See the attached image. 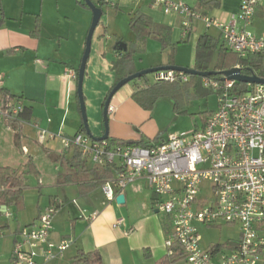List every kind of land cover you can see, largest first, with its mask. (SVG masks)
Returning a JSON list of instances; mask_svg holds the SVG:
<instances>
[{
	"label": "crops",
	"instance_id": "0c3cea01",
	"mask_svg": "<svg viewBox=\"0 0 264 264\" xmlns=\"http://www.w3.org/2000/svg\"><path fill=\"white\" fill-rule=\"evenodd\" d=\"M112 1L115 6L107 3L113 9L110 15H105L102 6L104 13L93 34L83 83L89 127L95 137L104 134L105 100L118 82L113 61L138 39L130 26L136 12L145 13L157 24L170 29V44L166 48L162 46L170 49V53L167 62L153 59L138 67L136 54L146 49L149 37L143 50L132 53L131 70L134 72L164 65L195 67L196 45L204 33L224 43L220 30L206 27L202 20L192 19V28L186 31L183 24L186 18L179 13H165L155 0ZM183 1L226 23L232 22L233 15L240 11V0ZM261 2L264 0L258 6ZM258 6L246 28L262 35L264 4L260 11ZM89 9L78 0H0V19L4 18L0 25V74L4 76L0 90V166L21 168L31 160L38 168V174L26 175L28 186L20 197L31 186V181L36 180L38 187L43 186V173L47 167L48 173L53 172L51 183L56 189L43 203L46 207L58 206L53 216L50 241L59 243L68 238L72 243L57 260L45 262L38 256L36 264L54 261L59 264L58 261L68 254L73 262L80 251H99L102 264H158L168 253L166 240L172 230V221L168 224L164 218L167 214L157 211V197L148 187L147 180L143 177L128 185L122 192L124 203H118L116 199L108 202L102 183L116 175V168L107 170V166L95 164L76 147L66 148L61 136L47 138L44 143L37 137L41 128L72 136L85 127L77 88L79 67L92 22ZM202 24L206 30L201 28ZM237 27L243 28V23L239 21ZM211 28L216 32L210 33ZM187 41L194 43V54L186 65L179 58V48L180 43ZM69 69L76 72L75 78L68 75ZM136 89V83L128 82L113 95L109 109V137L128 143L141 140L159 143L168 136L163 135L164 127L156 119L158 100L151 109H146L133 98ZM9 95L23 98V105L31 108L27 117H5ZM205 121L198 128L203 127ZM78 159L83 162L82 166H76ZM11 205H0V216L12 217L13 214L10 217L5 214L7 210L10 212ZM42 211L44 209L38 205L37 214L29 224H33ZM120 218L123 221L115 225ZM9 227V222L0 223L1 230L7 231ZM12 233L15 245L19 240V224ZM201 244L203 246L202 240Z\"/></svg>",
	"mask_w": 264,
	"mask_h": 264
},
{
	"label": "built area",
	"instance_id": "2783aa9c",
	"mask_svg": "<svg viewBox=\"0 0 264 264\" xmlns=\"http://www.w3.org/2000/svg\"><path fill=\"white\" fill-rule=\"evenodd\" d=\"M115 5L112 0H104ZM261 0H240V11L226 23L202 13L183 0H155L165 13H179L185 30L192 28V19L202 20L206 27L220 30L224 43L240 56L264 55V34L257 35L246 27L251 24ZM241 21L243 28L238 29ZM178 72V73H177ZM76 77V72L68 70ZM157 79L189 80V74L168 70ZM4 76L0 74V89ZM236 80L203 78V86L218 95V108L206 119L203 127L190 135L170 133L165 140L150 146L116 145L95 140L86 132L72 136L40 129L38 139L61 136L64 146L80 150L98 165L116 166V175L102 183L108 202L136 180L145 178L157 197L159 211L170 216L172 230L166 240L168 252L173 245L183 249L189 264H264V85L253 84L247 92L235 89ZM5 117L14 119L23 110L16 100H8ZM111 109V107H110ZM53 204L40 212L33 224L19 233L13 251V264H36L62 257L72 240L50 241ZM5 214L10 217L8 210ZM122 218L115 225L120 224ZM198 224H237L238 240L203 247Z\"/></svg>",
	"mask_w": 264,
	"mask_h": 264
},
{
	"label": "trees",
	"instance_id": "16d2710c",
	"mask_svg": "<svg viewBox=\"0 0 264 264\" xmlns=\"http://www.w3.org/2000/svg\"><path fill=\"white\" fill-rule=\"evenodd\" d=\"M82 5L89 8L84 0H78ZM100 7L106 2L104 0H93ZM107 4V3H106ZM115 6V5H114ZM103 9V7H102ZM104 11V10H103ZM207 14L205 12H202ZM4 21L0 19V25ZM130 26L137 35V42L131 44L128 51L120 53L121 57H118L113 61V68L116 70L119 79L134 73L132 68V53L135 51H141L144 49L146 40L151 38L158 39L163 48H166L170 44V29L162 25L157 24L154 20L142 12H136L131 20ZM195 55V68L200 71L215 70L222 72L234 67L239 66L241 72L246 75H258L264 78V55L252 53L245 57L240 56L238 53L228 48L225 43H220L217 37H214L208 33L200 35L196 45ZM217 55L216 62L212 65L214 55ZM178 73V72H177ZM217 79H222V74L218 73L212 75ZM202 76L189 75V80L182 81L177 79L175 81L155 79L153 83L149 81L147 75L136 78L131 82L137 84V89L133 92V98L140 104V106L151 109L156 101L162 96H171L174 100V108L178 109L180 104L178 102L181 94L179 93L180 83H183L184 87L187 85H196L198 87H204L201 83ZM253 84L244 82H236V90L239 93L247 92ZM206 88V87H204ZM1 90V89H0ZM8 100H16L17 103L23 105V98L9 95ZM30 107L23 105V110L16 115L14 119L19 117H27L30 114ZM208 115L205 117V120ZM11 119V118H9ZM83 132H86L85 127L82 128ZM108 144L112 146L116 145H140L150 146V141L141 140L129 142L108 137L106 139ZM76 166H82L83 162L78 159L75 162ZM107 170L116 168V166L106 165ZM29 173L38 174V168L33 161H28L26 165L21 168H13L10 166H0V205H11L18 201L22 195V191L28 186L26 181V175ZM1 207V206H0ZM173 253H167L162 257L158 264H180L184 260L183 249L178 245H173ZM73 262L75 264H102V256L99 251L83 252L80 251L78 255L74 257Z\"/></svg>",
	"mask_w": 264,
	"mask_h": 264
},
{
	"label": "rangeland",
	"instance_id": "374dc122",
	"mask_svg": "<svg viewBox=\"0 0 264 264\" xmlns=\"http://www.w3.org/2000/svg\"><path fill=\"white\" fill-rule=\"evenodd\" d=\"M262 4L258 6L259 11L262 9ZM106 14L110 15L111 9L105 3L103 5ZM92 13V10L89 9ZM203 30L204 25L201 27ZM249 31L252 32L251 28L248 27ZM208 31V29H207ZM210 33H215L216 30L211 28ZM253 33V32H252ZM179 48V58L184 61L183 63L187 65L193 57V44L190 41L180 43ZM188 44V45H187ZM182 46V47H181ZM170 49H163L161 43L150 38L147 40L146 49L141 53L136 54L135 62L138 67L146 64L149 60H161L162 62L168 61ZM217 55L215 54L212 60V65L216 62ZM145 69V68H144ZM149 81L153 83L155 81V74H147ZM179 93V108H174V100L171 96H162L158 99L156 108V119L163 125V135L168 136L170 133L190 135L196 128L202 126L205 117L210 112L217 110L218 108V95L215 91L204 87H198L196 85H187L184 87L183 83H180ZM91 165V163H88ZM43 173V186L38 187L36 180L30 182V187L24 192V195L20 199L10 206V213L13 216L6 218L5 216H0V223H10V227L7 231L0 229V264H13L12 259V248H13V231L19 224V232L32 223L33 219L37 214L38 205L42 209H47L50 206H43V203L49 198L51 193L56 189L51 183L53 172ZM50 181V182H48ZM49 183L48 185H45ZM67 202V201H66ZM161 215L164 216L162 213ZM168 224H171V218L165 215ZM199 232L201 235L202 243L204 247H207L211 243H227L229 240H238L240 237V228L237 224H222V225H205L198 224ZM19 240L21 239V233H18ZM72 256L66 255L64 259H60L59 264H75L71 262ZM57 260V259H55ZM51 262V261H50ZM56 261L52 262L55 264ZM180 264H189L183 260Z\"/></svg>",
	"mask_w": 264,
	"mask_h": 264
},
{
	"label": "water",
	"instance_id": "95a60500",
	"mask_svg": "<svg viewBox=\"0 0 264 264\" xmlns=\"http://www.w3.org/2000/svg\"><path fill=\"white\" fill-rule=\"evenodd\" d=\"M86 4L89 6V8L92 10V22L89 28V31L87 33L86 37V44H85V51L81 60V64L79 67V72H78V88H77V95L79 99V104H80V110L83 118V123L86 129L87 135H90L93 139L95 140H106L109 137V109H110V104L113 95L126 83L131 82L132 80L142 77L143 75H147L150 73L156 74V77L158 75L162 74L165 71L168 70H174V71H182L185 72L186 74L189 75H199L202 77H208L212 75H216L218 73L222 74V79H228V80H236L238 82H244L248 84H263L264 85V78L260 77L258 75H246L241 72V68L239 66L218 72L215 70H207V71H200L197 70L195 67H185V66H178V65H164V66H158V67H151L147 69H143L137 72H134L132 74H129L125 76L122 79H119V81L115 84V86L111 89L109 92L105 104H104V111H103V120L104 121V126H105V131L104 134L95 137L92 135L91 129L89 127V122H88V115H87V109H86V102H85V94L83 91V83H84V77H85V72H86V65L88 58L90 56L91 52V44H92V38L93 34L95 32L96 27L99 25L101 18L103 16V9L100 7L98 4H96L93 0H84ZM125 46V50H126ZM116 200L118 203H124L125 202V196L124 194H118L116 197ZM159 211V210H157Z\"/></svg>",
	"mask_w": 264,
	"mask_h": 264
}]
</instances>
